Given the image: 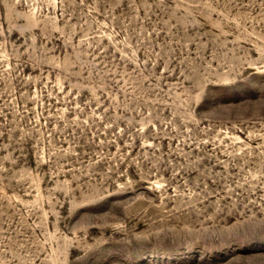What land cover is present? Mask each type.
<instances>
[{
  "label": "rangeland",
  "instance_id": "obj_1",
  "mask_svg": "<svg viewBox=\"0 0 264 264\" xmlns=\"http://www.w3.org/2000/svg\"><path fill=\"white\" fill-rule=\"evenodd\" d=\"M0 264H264V0H0Z\"/></svg>",
  "mask_w": 264,
  "mask_h": 264
}]
</instances>
